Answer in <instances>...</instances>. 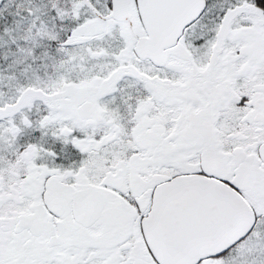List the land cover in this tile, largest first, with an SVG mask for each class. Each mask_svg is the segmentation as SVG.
<instances>
[{
	"label": "snow or ice",
	"instance_id": "6c2138e0",
	"mask_svg": "<svg viewBox=\"0 0 264 264\" xmlns=\"http://www.w3.org/2000/svg\"><path fill=\"white\" fill-rule=\"evenodd\" d=\"M0 264H264V0H0Z\"/></svg>",
	"mask_w": 264,
	"mask_h": 264
}]
</instances>
